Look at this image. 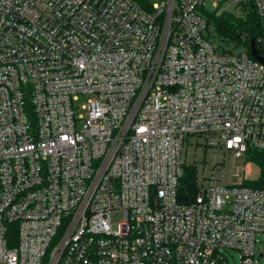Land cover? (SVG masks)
Returning <instances> with one entry per match:
<instances>
[{
    "label": "built area",
    "instance_id": "1",
    "mask_svg": "<svg viewBox=\"0 0 264 264\" xmlns=\"http://www.w3.org/2000/svg\"><path fill=\"white\" fill-rule=\"evenodd\" d=\"M231 6L264 58V0H0V264H254L248 170L177 198L191 138L264 151V63L208 21Z\"/></svg>",
    "mask_w": 264,
    "mask_h": 264
},
{
    "label": "trees",
    "instance_id": "2",
    "mask_svg": "<svg viewBox=\"0 0 264 264\" xmlns=\"http://www.w3.org/2000/svg\"><path fill=\"white\" fill-rule=\"evenodd\" d=\"M213 35L218 38L225 47L232 49H244L250 55L252 41H258L261 34V26L253 9L246 7L243 14L234 12H210L207 14ZM246 162L256 165L260 170L259 178L247 180L244 187L257 189L264 188V151L248 148ZM183 176L180 179L177 198L180 204H191L198 193L197 167L194 164H185Z\"/></svg>",
    "mask_w": 264,
    "mask_h": 264
},
{
    "label": "rangeland",
    "instance_id": "3",
    "mask_svg": "<svg viewBox=\"0 0 264 264\" xmlns=\"http://www.w3.org/2000/svg\"><path fill=\"white\" fill-rule=\"evenodd\" d=\"M152 3H157L158 0H149ZM233 12L234 10L231 6ZM87 103V99H80L75 103L81 106ZM85 110L81 107L78 109V115L84 116ZM189 142H193L192 145L185 144L183 152V160L189 164H194L197 167L198 174L209 179L206 181V185H210L212 182L218 186L241 183V179L237 175H242L244 169L248 170L249 177L247 180H255L260 176L259 168L252 164L247 163L246 158H237L233 153H225L223 150H216L211 147H206L202 139L196 140L195 137L191 138ZM199 142V144H197ZM201 142V143H200ZM213 179V180H211ZM260 242L257 243L256 257L254 264H264V235L258 236ZM263 254V257L259 256ZM229 264H242L241 254L238 251L232 250L228 254Z\"/></svg>",
    "mask_w": 264,
    "mask_h": 264
},
{
    "label": "water",
    "instance_id": "4",
    "mask_svg": "<svg viewBox=\"0 0 264 264\" xmlns=\"http://www.w3.org/2000/svg\"><path fill=\"white\" fill-rule=\"evenodd\" d=\"M251 55H252V57L256 61H259L261 63H264V58L261 57L259 55V53H258V48H257V44H256V41L255 40L252 41V45H251ZM259 257L262 258L263 257V254H261Z\"/></svg>",
    "mask_w": 264,
    "mask_h": 264
}]
</instances>
